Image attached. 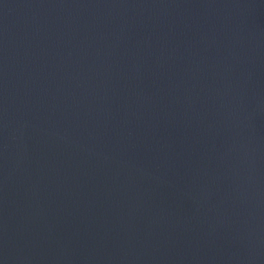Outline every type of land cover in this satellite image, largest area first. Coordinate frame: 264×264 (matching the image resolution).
Segmentation results:
<instances>
[{"label":"water","instance_id":"95a60500","mask_svg":"<svg viewBox=\"0 0 264 264\" xmlns=\"http://www.w3.org/2000/svg\"><path fill=\"white\" fill-rule=\"evenodd\" d=\"M0 264H264V0H0Z\"/></svg>","mask_w":264,"mask_h":264}]
</instances>
